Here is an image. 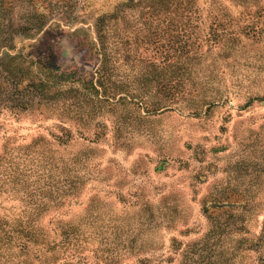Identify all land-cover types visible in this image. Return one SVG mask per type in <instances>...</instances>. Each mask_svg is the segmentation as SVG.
<instances>
[{
  "label": "rangeland",
  "instance_id": "1",
  "mask_svg": "<svg viewBox=\"0 0 264 264\" xmlns=\"http://www.w3.org/2000/svg\"><path fill=\"white\" fill-rule=\"evenodd\" d=\"M163 1L0 0V218L71 223L64 264H264V0H188L159 64Z\"/></svg>",
  "mask_w": 264,
  "mask_h": 264
},
{
  "label": "trees",
  "instance_id": "2",
  "mask_svg": "<svg viewBox=\"0 0 264 264\" xmlns=\"http://www.w3.org/2000/svg\"><path fill=\"white\" fill-rule=\"evenodd\" d=\"M163 2L158 10L151 12L149 18L145 19V25L152 32L149 46H154V56H152L154 61L150 62L172 64L189 58L176 52L181 47L189 46L190 40H184L182 32L177 30L178 24L188 17L183 6H186L189 2L188 0H165ZM118 20L124 23L128 22L125 15L118 16L117 14ZM161 21L168 25V30L158 31V22L160 25ZM154 23L155 28L153 30ZM128 24L130 25V22ZM43 26L40 27V30ZM194 41L199 44L197 39ZM119 44L132 49L133 41L121 40ZM120 54L121 52L117 47V65L122 64L121 62L124 63V61L128 63L130 56L128 54L120 56ZM117 68L119 69L118 66ZM84 73L72 71L69 75L71 80L63 81L59 79V86L56 89L58 97H61L60 92L68 88L63 87V85H69L71 89L67 93H74L79 100L85 97L87 89H91L93 92L91 95L99 99L98 96L106 87V70L99 68L93 75ZM128 74H133V72H128ZM37 224V221L26 215H18L17 218L11 217L9 219L0 218V264H64L70 252H74L70 251L69 247L73 243L68 239L71 238L68 236V234H71L68 232L71 223L61 222L58 228L61 233L59 232L58 237H51L41 225L38 224L37 226ZM60 238L62 239L59 241ZM71 248L75 250L76 246L72 245ZM61 250H64V252H61ZM57 253L60 256L62 255L63 258L59 259Z\"/></svg>",
  "mask_w": 264,
  "mask_h": 264
}]
</instances>
